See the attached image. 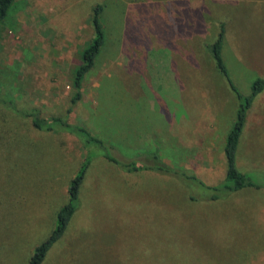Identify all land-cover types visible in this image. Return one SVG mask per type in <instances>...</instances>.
<instances>
[{
    "label": "rangeland",
    "instance_id": "374dc122",
    "mask_svg": "<svg viewBox=\"0 0 264 264\" xmlns=\"http://www.w3.org/2000/svg\"><path fill=\"white\" fill-rule=\"evenodd\" d=\"M98 5L106 41L69 122L203 185L98 158L43 264H264V89L246 119L262 97L261 121L246 123L237 152L238 169L262 188L216 191L241 100L209 53L224 26V62L249 97L264 81L249 69L264 67V0H15L0 22V101L66 117ZM83 158L73 135L38 131L0 105V264H30Z\"/></svg>",
    "mask_w": 264,
    "mask_h": 264
},
{
    "label": "trees",
    "instance_id": "16d2710c",
    "mask_svg": "<svg viewBox=\"0 0 264 264\" xmlns=\"http://www.w3.org/2000/svg\"><path fill=\"white\" fill-rule=\"evenodd\" d=\"M14 3L15 0H0V22L4 21L8 16ZM103 11L104 7L102 5L96 6L93 10L92 24L95 36L83 49L80 65L75 70L73 81L75 94L71 98L70 107L67 110L66 117L42 118L37 111L22 112L18 110L13 103H4L0 101L1 106L8 108L10 112L15 113L22 118L28 119L32 126L38 131L51 133L66 132L73 135L80 142L84 150V158L81 161L77 173L69 184L68 201L57 211L55 228L50 232L49 236L35 248L33 255L30 258V264H43L51 249L64 237L73 217L81 208L82 186L92 163L98 158L106 159L125 173L131 174L152 171L161 175L174 177L181 182H186L187 187H190L191 184L203 185V183L200 182L195 175L190 174L189 171L171 167L170 165L158 162L157 160L153 161V164H146L142 161V159L146 157L144 154H139L133 157L127 156L124 153L122 155V152L118 147H115L107 143L105 140L93 135L83 125L72 124L69 122L68 116L72 113L74 106H76L82 99L84 80L88 73L95 67L96 60L105 45L106 35L102 19ZM224 38L225 29L224 26H222L218 39L209 46V53L212 56L217 71L225 79L232 91L238 95L241 104L238 110L237 119L228 134L226 141L225 156L227 161V174L225 183L221 187L214 189L216 191L222 189L226 192L234 193L246 188H262L260 184H256L253 181L250 175L244 174L238 169L237 152L246 125L247 113L251 108L255 97L263 91L264 81L258 79L253 83L252 94L249 97L244 98L241 95L232 81L224 62ZM118 154H121V157L117 156ZM154 154L156 155V153ZM154 154H152L151 157Z\"/></svg>",
    "mask_w": 264,
    "mask_h": 264
},
{
    "label": "crops",
    "instance_id": "0c3cea01",
    "mask_svg": "<svg viewBox=\"0 0 264 264\" xmlns=\"http://www.w3.org/2000/svg\"><path fill=\"white\" fill-rule=\"evenodd\" d=\"M227 41V35H226V31H225V38H224V45L226 44ZM261 51L262 53L261 56L264 55V44L261 43ZM226 47V45H225ZM250 70L257 72L259 75L264 76V67L262 68V66H251L249 67ZM264 98V96H263ZM263 98L261 97L259 100L256 101L252 111H250V114L248 116V120L246 121V123H249V127L253 128L254 126H256L257 123H260L261 121V108L263 107V104L261 103V101L263 100Z\"/></svg>",
    "mask_w": 264,
    "mask_h": 264
}]
</instances>
